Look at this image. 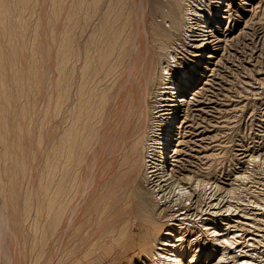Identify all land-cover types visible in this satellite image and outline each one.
<instances>
[{"label":"bare ground","instance_id":"bare-ground-1","mask_svg":"<svg viewBox=\"0 0 264 264\" xmlns=\"http://www.w3.org/2000/svg\"><path fill=\"white\" fill-rule=\"evenodd\" d=\"M38 1L0 0V264H264V156L220 187L226 146L178 147L251 0Z\"/></svg>","mask_w":264,"mask_h":264},{"label":"rangeland","instance_id":"rangeland-1","mask_svg":"<svg viewBox=\"0 0 264 264\" xmlns=\"http://www.w3.org/2000/svg\"><path fill=\"white\" fill-rule=\"evenodd\" d=\"M257 1L251 0L247 4L248 14L246 16H244L245 14L240 16L233 25L232 22L229 23L231 29L225 33L226 41L221 44L219 59L217 56L214 62L210 63V68L205 71L203 83L200 84L199 82L194 90L199 92V96L194 97L195 93H192L188 98L189 101L185 104V109L191 107L188 118L193 124V128L190 133L192 136L200 135L203 141L187 145L186 142L183 143L184 139L186 140V137H183L185 124L179 130L178 147L187 151V159H190L189 162L191 163V168L187 173H192L197 167L198 160L204 152L212 151L213 148L214 151H217L220 146H226V155L230 153L234 161L228 168L219 171L216 174L217 178L212 180V183H217L220 187H227V181L229 178L231 180V176L233 177L235 173H245V170L251 166L248 161L252 156L259 158L264 156V28L254 22L251 23L252 26L250 23H246V17H249L251 13L254 11L256 14L261 12L264 0ZM44 8L45 1L39 0L31 14V20L36 18L43 20L42 17H46ZM38 29L41 30L40 35L44 41V46L48 45L45 41L48 30L43 26V22L38 24ZM49 41L51 40L49 39ZM50 58V55L45 56L43 62L46 74L52 79L54 73ZM211 68L215 69L212 70ZM197 104L199 106L204 105L207 111L204 109L205 113H192V109L197 107ZM201 129L206 132L201 133ZM228 136L231 137L228 138ZM204 137L206 138L204 139ZM203 145L208 149L207 151L202 150ZM263 174L264 168L257 171L254 174L255 177L250 178L248 182L253 181L254 186H264ZM255 179L256 181H254ZM213 198L218 202L224 201L219 192H216ZM259 206L252 205L251 210L264 216V207L260 208ZM257 232L260 231H253L254 234ZM122 264H127V262L123 261Z\"/></svg>","mask_w":264,"mask_h":264},{"label":"snow or ice","instance_id":"snow-or-ice-1","mask_svg":"<svg viewBox=\"0 0 264 264\" xmlns=\"http://www.w3.org/2000/svg\"><path fill=\"white\" fill-rule=\"evenodd\" d=\"M225 243H227V241H225Z\"/></svg>","mask_w":264,"mask_h":264}]
</instances>
